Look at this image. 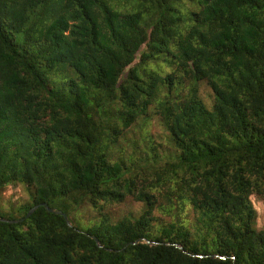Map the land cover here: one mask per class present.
<instances>
[{
	"label": "trees",
	"instance_id": "16d2710c",
	"mask_svg": "<svg viewBox=\"0 0 264 264\" xmlns=\"http://www.w3.org/2000/svg\"><path fill=\"white\" fill-rule=\"evenodd\" d=\"M17 183L30 201L0 217L45 202L71 225L0 220V264H264V0H0V190ZM128 197L140 215L112 222Z\"/></svg>",
	"mask_w": 264,
	"mask_h": 264
},
{
	"label": "rangeland",
	"instance_id": "374dc122",
	"mask_svg": "<svg viewBox=\"0 0 264 264\" xmlns=\"http://www.w3.org/2000/svg\"><path fill=\"white\" fill-rule=\"evenodd\" d=\"M202 90V95L208 91V89L204 88ZM204 97V96H203ZM204 99L208 102V99L204 97ZM151 123L148 124V129L152 133H158L161 136H164L166 131L163 130L160 125V121L157 120L155 114H153V110H151ZM140 124H142V120H139L133 127L129 130H126L125 136L128 138H133L134 136L138 137ZM165 131V132H164ZM250 199L252 202V206L256 211V220L255 227L260 228L264 224V199L258 196L257 194H251ZM30 201V191L23 184H8L3 189L0 190V207L2 211L14 212L16 208L20 205L27 203ZM142 210V204L139 202H135L132 198L128 197L122 203H113L110 205H106L104 209L105 215L110 216L111 221L115 222L120 219L125 214H132L134 216H139ZM190 205H186L183 212L181 213V218L185 220L186 225L191 227L194 222V214ZM152 215H154L157 219L153 220L151 223L154 227L158 224L163 225L164 223H169V221H174V217L163 215L157 210H153ZM160 218L163 219L160 220ZM76 224L87 227L89 225H93L94 222L99 221L98 215L92 211V208L85 207L80 212H75L72 218ZM217 256V255H216Z\"/></svg>",
	"mask_w": 264,
	"mask_h": 264
},
{
	"label": "water",
	"instance_id": "95a60500",
	"mask_svg": "<svg viewBox=\"0 0 264 264\" xmlns=\"http://www.w3.org/2000/svg\"><path fill=\"white\" fill-rule=\"evenodd\" d=\"M39 206H44L48 211H50V212H55V213H57V214L62 215V216L64 217V219L66 220V223H67L68 225H71V223H70V221H69L68 216L66 215V213L62 212V211L59 210V209H55V208L49 207L48 204L45 203V202H44V203H39V204L33 205V206L27 211V213H26V215H25L24 217H21V218H19V219H14V220H8L7 218L0 217V220H1V221H7V222H18V221L24 220L25 218L29 217V216L33 213V211H34L37 207H39ZM146 241L149 243L148 240H146ZM97 244L100 246V244L98 243V241H97ZM176 246H177L178 248H180V249L182 248L181 245H176Z\"/></svg>",
	"mask_w": 264,
	"mask_h": 264
}]
</instances>
